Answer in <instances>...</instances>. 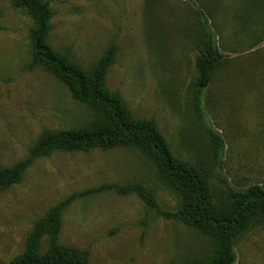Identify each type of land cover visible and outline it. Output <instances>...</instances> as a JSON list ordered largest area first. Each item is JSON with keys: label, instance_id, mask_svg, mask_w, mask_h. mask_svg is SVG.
Instances as JSON below:
<instances>
[{"label": "rangeland", "instance_id": "374dc122", "mask_svg": "<svg viewBox=\"0 0 264 264\" xmlns=\"http://www.w3.org/2000/svg\"><path fill=\"white\" fill-rule=\"evenodd\" d=\"M47 42L90 71L116 48L105 87L135 119L153 120L172 156L200 171L213 200L234 189L264 187V0H44ZM208 21L226 60L208 87L196 89L197 56ZM32 18L0 0V167L27 157L44 130L81 128L93 110L42 66L29 67ZM200 101L203 115L197 109ZM208 126L224 142L216 156ZM141 184L136 193H88L101 185ZM63 209L59 242L88 253L87 264H199L209 239L166 217L178 206L153 160L125 146L54 150L22 179L0 188V264L19 257L33 225ZM44 243V241H43ZM234 264H264V218L234 241Z\"/></svg>", "mask_w": 264, "mask_h": 264}, {"label": "trees", "instance_id": "16d2710c", "mask_svg": "<svg viewBox=\"0 0 264 264\" xmlns=\"http://www.w3.org/2000/svg\"><path fill=\"white\" fill-rule=\"evenodd\" d=\"M12 6L33 20L29 32V67L42 66L61 80L73 98L93 110L94 118L81 128L44 130L24 160L12 167H0V188L18 183L36 159L54 150H88L94 146L135 148L153 160L161 178L177 196V208L162 214L180 220L209 239V254L199 264H234L236 237L264 218V187L254 184L238 190L224 180L223 197L213 200L202 173L172 156L155 122L132 117L120 96L106 89L105 75L113 63L114 45L107 48L92 70L85 71L67 53L54 50L48 44L52 11L46 1L12 0ZM202 25L205 33L197 56L196 89L199 94L210 84L213 72L226 60L205 18H202ZM197 109L203 115L200 101L197 102ZM206 128L214 143L216 156H221L224 149L221 136L209 126ZM103 191H114L120 195L136 193L149 207L157 206L152 192L137 183L101 185L82 195ZM75 196L51 207L33 225L23 253L9 264H87L86 250L59 242L63 209Z\"/></svg>", "mask_w": 264, "mask_h": 264}]
</instances>
